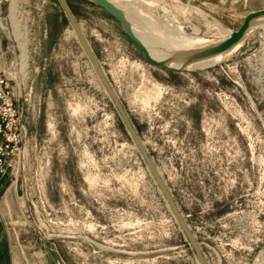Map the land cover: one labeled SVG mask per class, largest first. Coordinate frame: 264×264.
<instances>
[{"label": "rangeland", "instance_id": "rangeland-1", "mask_svg": "<svg viewBox=\"0 0 264 264\" xmlns=\"http://www.w3.org/2000/svg\"><path fill=\"white\" fill-rule=\"evenodd\" d=\"M121 1L148 34L181 25L211 46L264 10V0ZM67 3L208 263L258 264L264 20L217 64L174 73L90 0ZM1 9L0 70L28 128L8 212L23 264H199L58 0Z\"/></svg>", "mask_w": 264, "mask_h": 264}, {"label": "water", "instance_id": "water-1", "mask_svg": "<svg viewBox=\"0 0 264 264\" xmlns=\"http://www.w3.org/2000/svg\"><path fill=\"white\" fill-rule=\"evenodd\" d=\"M90 1L96 4L97 6H99L100 8H102L103 10H105L108 14H110L113 18H115L119 22V24L122 26L127 37L143 53L147 62H149L150 64L156 67L166 69L174 73H184L188 71L187 67L195 62L209 59V58L222 55V54H225L231 51L236 45L242 42L243 38L245 37L247 32L250 30L254 22L264 19V10L252 12L245 17L241 28L238 31L233 32L231 36L224 42L206 47L202 50L195 51V52L186 54L184 56H176L175 58H169L164 61H157L151 56L145 44L135 34L130 21L127 19L126 15L123 13L121 9H119L109 0H90ZM58 2L64 11V14L67 17L69 24L73 28L81 47L83 48L84 52L88 56L89 60L91 61L98 79L103 85L106 93L109 95L127 132L131 136L136 148L138 149L140 155L142 156L148 168V171L150 172L155 183L157 184L161 194L163 195L167 205L169 206L180 229L182 230L193 252L195 253L198 263L199 264H209L198 241L196 240V237L191 231L189 225L187 224L185 217L179 210L169 187L167 186L162 176L160 175L157 167L155 166V163L153 162L151 156L149 155L147 148L145 147L141 137L139 136L137 130L135 129L120 98L118 97L117 93L113 89L99 59L95 55L80 24L78 23L75 15L73 14L71 8L69 7L67 0H58ZM175 60H182L184 62L183 68L181 69L170 68L169 64Z\"/></svg>", "mask_w": 264, "mask_h": 264}, {"label": "bare ground", "instance_id": "bare-ground-1", "mask_svg": "<svg viewBox=\"0 0 264 264\" xmlns=\"http://www.w3.org/2000/svg\"><path fill=\"white\" fill-rule=\"evenodd\" d=\"M109 1L123 11V13L126 15L127 19L130 21L135 34L139 37V39H141V41L145 44V46L149 50L151 56L157 61H164V60H167L169 58H175L176 56H184L186 54H189V53H192L195 51H199V50H202L206 47L211 46L209 44L211 40H207L202 34L194 33L195 31L193 32V30H191L190 28H183V27H181V25H180V27H176V28L174 27L175 29L173 28L174 29V30L172 29L173 31L172 30L168 31L167 29L166 30L160 29L162 32V36L160 38H156V37H154L155 34L153 35L151 33L152 31L150 32L152 35H150V34H148L149 32L147 33L144 28L139 27L138 20L136 19L137 17H135V15L133 14V12L131 10H128V8H126V7H123L121 0H109ZM261 20H264V19H261ZM250 31H251V29H250ZM221 34H222L221 38L217 44L222 43L225 40H227L231 36L232 32H225L224 31L223 33L221 32ZM241 45H242V42H240L238 45H236L231 51L233 52V51L239 49L241 47ZM159 47H161V48L165 47V48L163 50H160L161 48H159ZM223 55L224 54L195 62V63L189 65L187 67V70L190 71L193 69H202V68L211 67V66L217 64L223 58ZM169 66H170V68L181 69L184 66V62L182 60H175V61L171 62L169 64ZM168 208H169V206H168ZM169 210H170V208H169ZM258 264H264V250L261 251V253L259 254Z\"/></svg>", "mask_w": 264, "mask_h": 264}, {"label": "built area", "instance_id": "built-area-1", "mask_svg": "<svg viewBox=\"0 0 264 264\" xmlns=\"http://www.w3.org/2000/svg\"><path fill=\"white\" fill-rule=\"evenodd\" d=\"M248 2L249 0H231ZM2 0H0V36L3 27ZM28 137L23 109L18 105L7 74L0 70V181L11 176L19 180L22 170L23 151Z\"/></svg>", "mask_w": 264, "mask_h": 264}, {"label": "crops", "instance_id": "crops-1", "mask_svg": "<svg viewBox=\"0 0 264 264\" xmlns=\"http://www.w3.org/2000/svg\"><path fill=\"white\" fill-rule=\"evenodd\" d=\"M18 181H14L11 176L0 181V264L24 263L17 248L16 239L9 230L8 223V212L11 207L9 201L13 200L12 189L17 186Z\"/></svg>", "mask_w": 264, "mask_h": 264}]
</instances>
